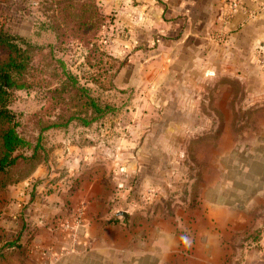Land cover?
Returning <instances> with one entry per match:
<instances>
[{"label":"crops","instance_id":"1","mask_svg":"<svg viewBox=\"0 0 264 264\" xmlns=\"http://www.w3.org/2000/svg\"><path fill=\"white\" fill-rule=\"evenodd\" d=\"M17 3L0 0V26ZM99 3L113 12L111 44L127 58L118 84L143 85L142 98L164 107L134 111L144 134L126 141L136 150L130 155L101 156L98 142L70 146L69 191L34 189L49 173L42 166L1 191L0 264H264V120L255 119L264 114V0H244L228 21L224 0ZM238 98L240 110L229 108ZM241 112L253 126L242 124ZM173 147L206 149L196 203L166 215L126 209L137 180L150 191L167 188L143 169L155 149ZM78 206L82 225L68 251V232L53 221Z\"/></svg>","mask_w":264,"mask_h":264},{"label":"rangeland","instance_id":"2","mask_svg":"<svg viewBox=\"0 0 264 264\" xmlns=\"http://www.w3.org/2000/svg\"><path fill=\"white\" fill-rule=\"evenodd\" d=\"M41 1L19 0V3L11 8V14L3 22V26L15 34L31 38L34 42V31L37 30V23L47 20L44 8L40 4ZM94 2L106 16V20L100 31L92 39L96 48L91 53L89 61L85 59L87 48L77 46L75 43L66 45L56 53L65 60L69 69L79 77L80 83L89 87L92 95L101 102L109 104L112 111L92 123L90 127H83L77 121H72L65 127L41 129V126L48 121H56V114L58 113L57 111L54 114H49L50 112L46 109L45 93L42 89L37 87L34 89L33 87L17 90L9 103V108L16 114V119L20 123L19 131L30 141L36 142L39 138L44 150L43 156L44 154L47 156V162L39 166L49 169V173L41 179L34 180V189L35 185L40 188H37L36 192L34 191V197L39 193V190H41L40 194L43 195L53 192V190L54 192H66L65 189L69 191L71 184L66 182L69 167L64 160L68 155H71L70 146H82L98 142L100 146L95 151L101 156H110L112 153L114 155H130L132 150L135 152L136 150L129 147L126 141L132 138L139 140L144 134L142 124L138 125L142 122L140 119L143 115H135L134 111H140L144 108L149 111L151 106L155 108L164 107L163 101H156L154 105H151L150 100L142 98L144 96L143 85L129 87L118 84V75L125 69L127 58L124 55L116 54V50L111 44L113 12H104L99 0H94ZM35 40L46 44L53 42V35L42 31L41 36L35 37ZM233 88L235 92L242 90L240 85H234ZM168 102L170 101L168 100ZM243 103L241 99H235L231 101L229 108H239L240 110ZM262 103L261 107L264 108V101ZM236 116L243 120L244 126L250 124L253 126L254 122L252 120L251 122L250 117L243 115L242 112ZM160 118L157 115L146 117L147 120ZM258 118L264 120V114L255 117V119ZM134 120L136 126L133 129L131 124ZM235 134L239 133L235 132ZM187 139L189 140V138ZM75 149V152L79 151L77 147ZM154 152L152 166L144 168L143 171L151 174L158 182L166 181L168 183L167 188L164 191L162 189L150 191L143 181L137 180L134 193L130 197L133 204L125 208L132 211H146L148 214L166 215L178 203L195 204L198 199V181L205 168L201 157L205 156L206 149L173 147L155 149ZM196 156L198 160H196ZM58 181L59 183H57ZM65 211L64 215L59 216V218L68 217L74 213L71 209Z\"/></svg>","mask_w":264,"mask_h":264},{"label":"trees","instance_id":"3","mask_svg":"<svg viewBox=\"0 0 264 264\" xmlns=\"http://www.w3.org/2000/svg\"><path fill=\"white\" fill-rule=\"evenodd\" d=\"M40 4L47 20L37 23L34 42L0 26V192L29 178L39 165L47 162L39 138L30 141L18 129L20 123L9 108L15 91L42 89L49 114L58 111L57 120L48 121L41 129L65 127L72 121L90 127L112 111L109 104L101 102L89 87L80 83L56 53L75 43L87 48L85 59L89 61L96 48L92 39L106 16L94 0H42ZM42 31L51 33L53 42H37L35 37L41 36ZM11 244L17 247L15 241ZM3 256L0 252V260Z\"/></svg>","mask_w":264,"mask_h":264},{"label":"built area","instance_id":"4","mask_svg":"<svg viewBox=\"0 0 264 264\" xmlns=\"http://www.w3.org/2000/svg\"><path fill=\"white\" fill-rule=\"evenodd\" d=\"M244 0H224V5L222 9V19L224 21H228L233 14L240 8H243ZM258 6L260 8H264V3H259ZM259 63L264 68V54H259ZM73 214L68 217H64L62 219L53 221V224L60 229H64L68 232L69 235V246L67 248L68 251H75V246L79 238V232L82 225V208L81 206L76 207ZM66 250V251H67ZM47 250H44V253H47Z\"/></svg>","mask_w":264,"mask_h":264},{"label":"water","instance_id":"5","mask_svg":"<svg viewBox=\"0 0 264 264\" xmlns=\"http://www.w3.org/2000/svg\"><path fill=\"white\" fill-rule=\"evenodd\" d=\"M118 215H121L123 217H127V213L125 211H119Z\"/></svg>","mask_w":264,"mask_h":264}]
</instances>
